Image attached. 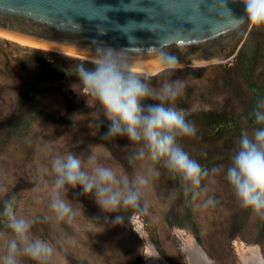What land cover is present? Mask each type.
Here are the masks:
<instances>
[{
	"label": "rangeland",
	"instance_id": "obj_1",
	"mask_svg": "<svg viewBox=\"0 0 264 264\" xmlns=\"http://www.w3.org/2000/svg\"><path fill=\"white\" fill-rule=\"evenodd\" d=\"M235 49L216 63L178 67L172 79L185 81V89L175 106L185 111L186 120L209 110L210 99L222 101L232 95L239 76L264 69V26L249 25ZM65 52L0 35V185L7 188L0 194V256L6 253V237L11 235L3 215L4 201L14 197L18 216L40 217L32 234L53 245L51 264H150L149 244L168 264H189L184 238L194 239L218 264H245L248 247L259 248L264 258V223L250 209L244 211L249 223L232 216L233 191L225 175L213 171L220 169L217 160L202 164L208 174L201 180V194L193 198L159 164L135 159L136 146L130 147L127 138L104 139L99 126L103 112L87 95L77 73L79 65L94 69L96 59ZM166 52L174 55L172 49ZM49 68L32 109L11 115L17 85L24 79L41 78ZM131 72L150 79L153 87L169 76L166 70ZM253 126L246 118L242 129L250 131ZM68 153L82 158L87 171L99 164L122 168L130 177L137 172L148 177L139 205L120 211L122 224L112 223L114 214L103 213L94 196H84L79 187L67 194L75 214L56 221L48 207L53 176L41 170L50 168L54 156ZM91 155L94 164L88 163ZM150 167L159 175H150ZM209 198L216 201L215 206L204 207ZM22 264L35 262L22 258Z\"/></svg>",
	"mask_w": 264,
	"mask_h": 264
},
{
	"label": "clouds",
	"instance_id": "obj_2",
	"mask_svg": "<svg viewBox=\"0 0 264 264\" xmlns=\"http://www.w3.org/2000/svg\"><path fill=\"white\" fill-rule=\"evenodd\" d=\"M244 6L250 26H264V0H232ZM94 69L79 65L77 73L87 95L99 103L107 131L103 138H127L130 147L135 145L134 158L159 164L169 176L179 180L185 195L193 198L200 195L201 180L207 169L192 159L178 142V138L194 136L196 128L185 119V111L177 109L176 101L185 89V81L172 76L178 70L176 56L158 50L159 63L169 72L158 86L153 87L150 79H142L119 61L111 49H100ZM146 99L155 104L144 105ZM254 125L241 130L237 149L226 171V180L231 187L238 206L250 209L252 215L264 220V98L256 102L253 112ZM95 157L89 156L88 163L94 164ZM219 171V169H213ZM53 176L50 189L49 209L56 221H64L75 213L67 198L70 190L80 188L84 196H94L95 203L105 214H114L112 223L122 224V209L137 207L143 190L149 183L148 177L137 172L130 177L122 168L117 170L96 164L85 170L84 161L74 153L54 156L50 168L41 170ZM149 174L158 176L159 171L149 168ZM7 188L0 185V194ZM209 198L204 207L215 206ZM15 198L4 201L3 215L11 235L6 237V253L0 256V264H22L28 258L35 264H51L53 245L42 238L34 237L32 227L40 217L18 216L14 211ZM2 235V234H0Z\"/></svg>",
	"mask_w": 264,
	"mask_h": 264
},
{
	"label": "water",
	"instance_id": "obj_3",
	"mask_svg": "<svg viewBox=\"0 0 264 264\" xmlns=\"http://www.w3.org/2000/svg\"><path fill=\"white\" fill-rule=\"evenodd\" d=\"M249 25L232 0H0L4 33L93 58L111 49L129 64H158L168 49L177 68L216 63Z\"/></svg>",
	"mask_w": 264,
	"mask_h": 264
},
{
	"label": "trees",
	"instance_id": "obj_4",
	"mask_svg": "<svg viewBox=\"0 0 264 264\" xmlns=\"http://www.w3.org/2000/svg\"><path fill=\"white\" fill-rule=\"evenodd\" d=\"M50 70L51 68L47 69L41 78L24 79L17 85L15 104H11L10 108L11 115L26 114L32 109V102L39 93L40 85L46 82L43 77L49 74ZM230 93L232 95L223 98L222 101L210 99L209 110L192 119H187L195 125L196 134L179 138L183 149L201 166L214 159L217 160L216 165L220 166L219 170L225 177L237 149L238 137L245 119L254 123V117L250 114L257 100L264 98V69L253 70L250 74L239 76ZM67 107H69L68 104ZM228 125H230L229 129H225ZM100 130L104 135L107 125L103 124ZM176 181L179 182V180ZM229 200L232 203V216L249 223L248 215L244 212L246 210L238 208L234 194ZM259 221L264 223V220L259 219ZM262 233L264 235V227H262Z\"/></svg>",
	"mask_w": 264,
	"mask_h": 264
},
{
	"label": "bare ground",
	"instance_id": "obj_5",
	"mask_svg": "<svg viewBox=\"0 0 264 264\" xmlns=\"http://www.w3.org/2000/svg\"><path fill=\"white\" fill-rule=\"evenodd\" d=\"M0 35L14 39L16 41L40 47V48H49V49H54V50H59V51H66L62 50L59 48L52 47L50 45L38 43L29 39H24L20 37H16L11 34L4 33L0 31ZM70 53H74L71 51H66ZM65 52V53H66ZM77 54V53H74ZM78 55V54H77ZM88 58L89 56H85V58ZM90 59H98V58H93L89 57ZM88 58V59H89ZM127 67L131 69V71L135 72H142V73H147V74H156L162 70H164V67L158 63V64H129V63H124ZM185 243H186V251L188 253L189 257V264H218L214 260L210 259L209 256L206 254V252L201 248V246L192 238L186 239L184 238ZM245 254V264H264V258L259 250V248H253V247H248L246 250H244ZM147 261H149L150 264H168L167 261H165L160 255L152 248V246L149 244V247L147 248Z\"/></svg>",
	"mask_w": 264,
	"mask_h": 264
},
{
	"label": "snow or ice",
	"instance_id": "obj_6",
	"mask_svg": "<svg viewBox=\"0 0 264 264\" xmlns=\"http://www.w3.org/2000/svg\"><path fill=\"white\" fill-rule=\"evenodd\" d=\"M132 3H133V0H121V4L131 5Z\"/></svg>",
	"mask_w": 264,
	"mask_h": 264
}]
</instances>
